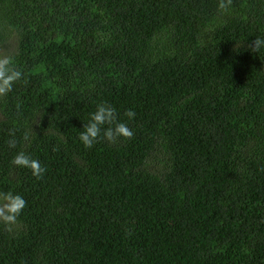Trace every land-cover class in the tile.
I'll list each match as a JSON object with an SVG mask.
<instances>
[{"label":"trees","instance_id":"16d2710c","mask_svg":"<svg viewBox=\"0 0 264 264\" xmlns=\"http://www.w3.org/2000/svg\"><path fill=\"white\" fill-rule=\"evenodd\" d=\"M219 2L0 0V264H264V0ZM101 103L134 136L86 148Z\"/></svg>","mask_w":264,"mask_h":264},{"label":"clouds","instance_id":"9594fccd","mask_svg":"<svg viewBox=\"0 0 264 264\" xmlns=\"http://www.w3.org/2000/svg\"><path fill=\"white\" fill-rule=\"evenodd\" d=\"M231 4V0H220L218 8L226 10ZM251 49L258 51L264 47V38L256 37L251 43ZM22 78V73L16 69L10 58H0V97L7 95L12 90L13 84ZM129 120L135 117L133 110H126L124 113ZM107 125L108 127H104ZM83 131L79 133V139L84 147L92 148L94 144L101 140H107L109 143H116L120 137L131 139L134 132L126 123L117 119V111L111 105L101 103L97 105L96 111L90 114V120L83 125ZM25 140L28 136L25 135ZM9 146L15 147L16 140H9ZM12 163L18 167L31 169L33 176L41 178L46 169L41 163L26 155L23 151L17 153ZM27 202L19 194L13 192H0V221L6 224L14 223L20 216Z\"/></svg>","mask_w":264,"mask_h":264}]
</instances>
